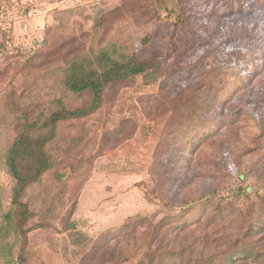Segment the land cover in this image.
Masks as SVG:
<instances>
[{
  "label": "rangeland",
  "instance_id": "374dc122",
  "mask_svg": "<svg viewBox=\"0 0 264 264\" xmlns=\"http://www.w3.org/2000/svg\"><path fill=\"white\" fill-rule=\"evenodd\" d=\"M110 43L152 68L60 125L23 239L6 153L27 119L89 106L64 76ZM239 190L264 221V0H0V264H139L150 226Z\"/></svg>",
  "mask_w": 264,
  "mask_h": 264
},
{
  "label": "trees",
  "instance_id": "16d2710c",
  "mask_svg": "<svg viewBox=\"0 0 264 264\" xmlns=\"http://www.w3.org/2000/svg\"><path fill=\"white\" fill-rule=\"evenodd\" d=\"M151 68L150 60H138L115 43L102 48L95 57L78 56L69 64L64 85L75 95L90 93L89 106L76 109L62 107L50 114L40 113L21 125L5 161L17 182L13 212L7 215V220H13L14 214H18L15 226L23 239L28 233L26 225L34 215L24 198L27 191L40 183L43 175L55 165L49 147L58 138L60 125L92 116L102 108L108 87L129 82L148 73ZM216 193L186 211L192 213L200 208H211V218L202 215L190 224L186 220L180 222L181 216H178L150 226L149 249L139 264H264V235L259 236L264 233L259 230L264 221L257 217V203L250 201V197L247 200L242 198V190L230 194ZM242 200L245 202L240 206ZM133 221L139 223L134 229L143 222L142 219ZM129 229L130 225L126 230ZM125 259L128 261L130 255L127 254ZM16 263L27 264V260L21 256Z\"/></svg>",
  "mask_w": 264,
  "mask_h": 264
},
{
  "label": "built area",
  "instance_id": "2783aa9c",
  "mask_svg": "<svg viewBox=\"0 0 264 264\" xmlns=\"http://www.w3.org/2000/svg\"><path fill=\"white\" fill-rule=\"evenodd\" d=\"M23 25H24V28H25L26 30L29 29V25H27V24H23ZM31 48H35V45H34V44H31Z\"/></svg>",
  "mask_w": 264,
  "mask_h": 264
}]
</instances>
